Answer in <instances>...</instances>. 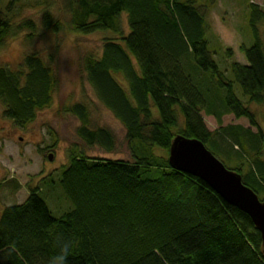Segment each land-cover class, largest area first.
Here are the masks:
<instances>
[{
	"label": "trees",
	"instance_id": "1",
	"mask_svg": "<svg viewBox=\"0 0 264 264\" xmlns=\"http://www.w3.org/2000/svg\"><path fill=\"white\" fill-rule=\"evenodd\" d=\"M21 2L0 8V49L22 33L32 41L65 31L49 9L41 27L32 20L15 23ZM215 4L65 0L70 31L119 37L104 40L100 57L87 55L82 73L126 130L132 162L70 150L60 184L74 208L55 218L40 188H32L24 203L6 207L0 216V264H53L65 246L66 264H264L262 237L250 217L169 164L176 137L199 140L215 157L234 164L233 170L225 167L264 202V128L252 111L253 105L264 106V8L249 5L254 45L240 47L246 64L229 63V50L221 54L223 68L207 39L208 9ZM55 57L34 53L17 69L0 65L5 119L24 129L53 104L60 87ZM66 112L79 120L77 137L87 148L116 149L113 132L92 128L87 105H69ZM203 114L220 129L209 131ZM225 116L246 120L249 127L223 126Z\"/></svg>",
	"mask_w": 264,
	"mask_h": 264
},
{
	"label": "rangeland",
	"instance_id": "2",
	"mask_svg": "<svg viewBox=\"0 0 264 264\" xmlns=\"http://www.w3.org/2000/svg\"><path fill=\"white\" fill-rule=\"evenodd\" d=\"M10 1L0 0V8L4 10ZM198 1L201 4L208 2ZM251 2L264 8V0H216V4L208 9L207 39L211 43L210 51L217 54L215 59L223 64V68L225 61L221 54L229 50L232 52L229 63L246 64L240 47L243 44L247 47L254 45L249 23ZM45 9H49L56 19L65 24V31L58 36L47 34L32 41H26L23 35L21 43L29 50L26 55L39 53L47 60L50 54L55 53L54 67L60 79V87L53 104L39 112L36 121L24 129L4 118V106L0 103V216L6 207L24 203L32 188L41 189V197L55 218H61L71 211L74 206L60 184L63 167L68 165L70 150H81L91 158L132 162L126 142V130L115 116L99 103L86 75L82 73L83 60L87 55L100 57L104 40H115L119 37L112 32L85 36L70 31L66 27L70 15L65 8V0H22L15 7L13 14L15 23L32 20L41 27ZM122 23L125 32H128L125 16L122 17ZM261 29V33L264 34V26H261ZM9 47L8 44L6 48L0 50H7ZM0 65L12 68L9 62L2 59ZM17 65L14 69H17ZM116 78L128 90L123 76L118 75ZM237 91L242 94L239 87ZM76 103L89 107L92 128H103L113 132L116 138V149L113 152L109 153L97 147L87 148L79 140L77 129L80 122L66 112L67 106ZM252 111L256 113L264 128V106L253 105ZM203 118L209 131L220 129V124L215 118L206 114H203ZM222 124L249 127L246 120L238 121L233 116H225ZM50 156H53V161L49 160ZM222 158L221 156L217 159L228 169H235L234 164L231 165Z\"/></svg>",
	"mask_w": 264,
	"mask_h": 264
},
{
	"label": "water",
	"instance_id": "3",
	"mask_svg": "<svg viewBox=\"0 0 264 264\" xmlns=\"http://www.w3.org/2000/svg\"><path fill=\"white\" fill-rule=\"evenodd\" d=\"M169 164L173 170L203 181L227 204L249 216L261 234L264 255V202L243 184L238 173L228 170L201 141L182 136L172 142Z\"/></svg>",
	"mask_w": 264,
	"mask_h": 264
},
{
	"label": "clouds",
	"instance_id": "4",
	"mask_svg": "<svg viewBox=\"0 0 264 264\" xmlns=\"http://www.w3.org/2000/svg\"><path fill=\"white\" fill-rule=\"evenodd\" d=\"M26 33H22L20 37H14L8 41L10 45L7 50H0V59L10 63L14 69L17 63L25 59L28 49L22 46V36ZM67 261V246H65L61 253L54 259L53 264H66Z\"/></svg>",
	"mask_w": 264,
	"mask_h": 264
}]
</instances>
